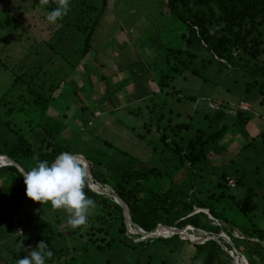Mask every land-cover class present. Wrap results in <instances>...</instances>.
<instances>
[{
    "label": "rangeland",
    "instance_id": "rangeland-1",
    "mask_svg": "<svg viewBox=\"0 0 264 264\" xmlns=\"http://www.w3.org/2000/svg\"><path fill=\"white\" fill-rule=\"evenodd\" d=\"M24 1L0 0V95L9 91L15 74H29L32 66H36L32 76L37 80L34 79L33 83H52L51 79H61L59 94L50 108L76 124L74 130L80 135L76 146L70 148L72 151L90 157L99 150L108 159L124 152L138 159L130 163L133 168L160 170L164 169L166 161L173 160L175 145L171 141L185 145L198 128L209 134H218L217 123L214 124L218 111L227 112L230 109L234 112L241 105L243 111L247 110V123L239 128L231 126V121L228 128L213 138L211 152L196 183L198 188L202 184L205 189L211 188L221 173L234 181H242L243 186H232V181L229 183L231 188L227 193L234 196V200L226 206L229 208L226 211L229 222L232 228L236 226L237 229L252 222L264 232V96L260 94L264 91V79L250 73L255 61H251L246 70L234 69L213 61L203 50L201 57L190 67V70H197L196 74L183 70L182 75H177L171 85L161 91L153 81L157 72L152 73L153 67L147 59L154 57L152 46L156 44L158 48L164 45L177 47L179 44L174 41L178 30L165 16L162 0H108L92 36V60L85 58L80 67L70 71L71 68L64 65L65 59L60 58L69 56L70 63H74L71 50L73 41H76L75 33L71 28L62 27V31L60 23L69 24L71 19L65 16L55 24H33L36 20L31 18L33 7ZM90 1L95 7H101V0ZM55 6L49 4L47 7L52 10ZM161 12L163 15H160ZM46 17H40L39 22L43 19L47 21ZM47 43L54 48L52 56L51 50L44 46ZM48 56L53 59L46 66L44 62ZM243 60L246 61L245 58ZM86 62V68H82ZM141 67L147 68V71L135 74ZM107 73H111L112 77H108ZM134 85L140 87L139 91L133 89ZM141 95L146 96L139 97ZM9 96H12L11 91ZM208 119L212 128L208 126ZM225 119L226 116L221 120ZM230 119L227 116V120ZM181 124H186L189 129H182L179 127ZM162 134L167 137L168 146L160 141ZM220 135L221 138L217 139ZM104 142L111 148L103 146ZM178 164L177 161L171 163L173 167ZM187 171H177L178 176H172L173 186L183 193L189 190L192 183L186 178ZM166 179L171 181L167 176ZM174 180L183 182L182 188ZM30 210L38 212L34 207ZM55 211L51 214L45 212L46 218L43 219L49 223L53 220L51 231L59 233H54L53 241L55 248L63 249L59 263L208 264L204 255L189 243L176 239L171 242L159 238L147 240L145 236L136 235V229H127L126 234L135 245L126 246L117 223L112 224L109 235L95 230L91 233V229L100 226L94 217L100 214L97 207L95 214L88 217V226L75 230L65 228L67 214L64 210ZM55 220L64 223L57 225ZM223 228L230 229L231 225ZM187 230L186 239L182 236L179 239L196 243L193 234L196 238H203ZM238 234L235 232L234 236ZM110 237L112 241L107 244ZM234 243L239 248L247 247L243 242ZM219 248L224 252L221 246ZM242 252L247 255L246 251ZM220 259H224L223 254H220Z\"/></svg>",
    "mask_w": 264,
    "mask_h": 264
},
{
    "label": "trees",
    "instance_id": "trees-1",
    "mask_svg": "<svg viewBox=\"0 0 264 264\" xmlns=\"http://www.w3.org/2000/svg\"><path fill=\"white\" fill-rule=\"evenodd\" d=\"M25 1L33 7L31 18L36 19L33 24H49L44 19L39 21L43 15H47L46 12L51 11L50 7L45 9L39 4V0ZM107 1L101 0V7H95L90 0H70V11L66 17L71 19V23L64 25L60 23L62 31L63 28H71L75 33L76 41H73L75 43L71 50L73 53L71 55L75 59L74 63H70L69 56L60 58L65 59L64 65L69 66L70 71L80 67L85 58L87 61L92 60V36L100 22L98 17L103 13ZM162 3L165 16L172 20L174 28L178 30L174 41L179 44L177 47L164 45L158 48L157 44L155 47L152 46L155 54L153 58L147 59V63L153 67L152 73L157 72L153 80L157 89L162 91L171 85L177 75H182L183 70H190L193 61L201 57L200 52L203 50L208 52L213 61L234 69L246 70L249 63L255 61L250 73L264 79V0H162ZM17 8L20 9L19 6ZM36 8L37 10H34ZM44 9L45 13H43ZM8 14L11 15V13ZM160 15H163L162 12ZM44 46L51 50L50 56H52L53 46L48 43ZM36 55L37 53L34 54ZM34 56L29 55L32 59L35 58ZM50 56L45 59L46 66L51 64L53 58ZM87 64V62L82 64V68H86ZM35 67L32 66L33 70L29 74L20 70L22 74H15L9 91L0 95V159H3L1 156L8 157L25 172L35 166L34 157H39L42 161L47 160L51 164L62 152L79 154L78 158L83 161L85 159L89 165L92 181L101 187L109 188V191L126 204L130 220L136 228L144 232H152L158 225L180 230H185L189 226L216 236L224 233L248 264H264V232L252 222L247 227L242 226L237 229L234 225L235 227L232 228L233 225L226 214L229 210L226 206L234 200V196L227 193L231 188L229 183L232 181L233 186H243L244 183L230 179L225 173H221L220 178L211 185V188L205 189L204 184L198 188L196 183V178L200 176L199 173L202 172L211 152L215 140L213 138L221 134L226 127L228 128L231 121V126L237 125L243 128V124L245 125L249 119L244 111L240 109L234 112L230 109H227V112L218 111L214 122V124L217 123L218 134H209L198 128L185 145L171 141L175 145L173 160L179 162L178 165L173 167L171 163L174 161L170 158L166 161L163 170L133 168L130 163H135L138 159L135 158V160L124 152L108 159L99 150L89 157L70 149L76 146L80 135L74 130L76 124L70 123L65 115L61 117L51 110L54 108H50L51 102L59 94L62 86L61 79H51L50 81H54L52 83H33L34 79L37 80L32 76ZM144 69L141 67L142 71L138 69L135 74L147 71V68ZM190 72L194 75L197 70L193 69ZM107 75L112 77L111 73ZM133 89L139 91L140 87L134 85ZM10 91L12 96H9ZM260 94L264 96V91H260ZM142 96L146 95L139 97ZM225 116L226 119L221 120ZM227 116L231 119L227 120ZM208 122V126L212 128L210 119ZM179 127L189 129L186 124H181ZM220 138L221 135L217 139ZM160 141L164 146L169 144L167 137L163 134ZM104 145L111 148L106 142L103 143ZM182 170H188L186 178L192 180L189 190L185 193L172 183V176L175 178ZM166 176L171 181L167 180ZM87 178L86 175V180ZM23 181V175L14 166L0 167V264H16L18 259L27 255L28 251L34 249L41 240H44L48 249L53 252V256L46 259L45 264L59 263L63 249L55 248L53 244L54 233H59L51 231L53 220L49 223L43 219L46 218L45 212L51 214V211H56L50 202L41 205L27 198ZM174 181L182 188L183 182ZM84 191L88 198L96 202L100 213L94 216L100 226L91 231L109 235L112 224L117 223L118 231L124 236L123 244L135 245L126 234L127 227L121 208L111 198L92 192L87 183H85ZM32 207L37 208L38 212H32L30 210ZM55 222L57 225L64 223L58 220ZM228 224L231 225L230 229L223 228ZM65 228L70 229L66 222ZM18 230L22 231L23 235H20ZM234 231L241 236L238 234L237 238L233 237ZM180 236L185 238L183 235H175L167 239H159L165 242L175 239L183 241L179 239ZM21 241H23V247L19 246ZM111 241L110 237L107 244ZM234 241L246 243L247 247L239 248ZM189 244L196 247L199 254L204 255V260L208 264H233L228 254L221 252L219 246L212 240L200 244ZM221 244L225 245L222 241ZM225 246L231 251L229 246ZM97 247L101 246L97 245ZM241 249L246 251L247 255L243 254ZM220 254H223L224 259H220ZM207 257L211 259V262ZM59 264L69 263L65 261Z\"/></svg>",
    "mask_w": 264,
    "mask_h": 264
},
{
    "label": "clouds",
    "instance_id": "clouds-1",
    "mask_svg": "<svg viewBox=\"0 0 264 264\" xmlns=\"http://www.w3.org/2000/svg\"><path fill=\"white\" fill-rule=\"evenodd\" d=\"M39 4L43 7L56 5L46 17L50 24L62 20L70 11V0H39ZM34 159L35 166L21 173L24 177L25 196L41 205L50 202L54 209L64 210L67 214L66 224L72 230L86 228L88 217L95 214L97 205L84 191L86 169L80 159L70 152L60 153L51 164L39 157ZM17 232L23 235L22 231ZM19 246L23 247V241ZM52 256L53 252L41 240L16 264H45V260Z\"/></svg>",
    "mask_w": 264,
    "mask_h": 264
},
{
    "label": "water",
    "instance_id": "water-1",
    "mask_svg": "<svg viewBox=\"0 0 264 264\" xmlns=\"http://www.w3.org/2000/svg\"><path fill=\"white\" fill-rule=\"evenodd\" d=\"M77 157H80L79 155H76ZM3 158L6 159V163H2L0 165V167H3V166H14L15 168H17L19 170L20 173L24 172L21 167L19 165H17L14 161H12L11 159H9L8 157L6 156H1ZM83 161V160H82ZM85 169H86V175H87V180H86V183L89 187V189L92 191V192H95L96 194L98 195H103V196H107L109 198H111L122 210V215H123V218H124V221H125V224H126V227L127 229L129 227H133L136 228L132 221L130 220V216H129V210L126 206V204L117 196L115 195L112 191L108 192L106 191L105 189L107 187H101V185L97 184V183H94L92 181V178H91V174H90V171H89V165L87 163V161L84 159V161L82 162ZM93 186H96L98 188V191L95 190L93 188ZM109 189V188H108ZM160 228H164V229H170V230H174V231H177V230H180L179 228H175V227H167V226H162V225H158L157 228L152 231V232H144L142 231L140 228H137L138 232L135 233L136 235L140 236L141 238H143L144 236H146L147 240H150V239H158V238H163V239H167L166 237L160 235V236H154L155 232L160 229ZM191 229L195 230V232H197L198 234L200 235H203L204 236V239L205 241L206 240H212L214 242H216L219 246H221L222 250L224 252H229L222 244H221V240L227 244L228 246H230L231 250H232V254H231V258H232V262L233 264H241L242 261H244L243 259H241L239 256H238V252L236 251L235 247L232 245V243L230 242L229 238L228 237H223L221 235H218V236H213V235H210V234H206V233H202L200 230L198 229H195V228H192ZM245 263V261H244ZM246 264V263H245Z\"/></svg>",
    "mask_w": 264,
    "mask_h": 264
},
{
    "label": "bare ground",
    "instance_id": "bare-ground-1",
    "mask_svg": "<svg viewBox=\"0 0 264 264\" xmlns=\"http://www.w3.org/2000/svg\"><path fill=\"white\" fill-rule=\"evenodd\" d=\"M79 159H80V158H79ZM80 161L83 162L81 159H80ZM2 163H6V159H5V158L0 159V165H1ZM93 188H94L95 190L98 191V188H97L96 186H93ZM108 192H109V191H108ZM128 229H129L130 231H133V227H129ZM134 229L138 230L137 228H134ZM137 232H138V231H137ZM160 235H162V236H164V237H166V238H169V237H171V236H175V235H183V236L186 237V232H185V230H177V231H174V230H170V229L168 230V229H166V230L161 231V230L158 229V230L155 232L154 236H160ZM145 238H147V237L145 236ZM242 264H245L244 261L242 262Z\"/></svg>",
    "mask_w": 264,
    "mask_h": 264
},
{
    "label": "crops",
    "instance_id": "crops-1",
    "mask_svg": "<svg viewBox=\"0 0 264 264\" xmlns=\"http://www.w3.org/2000/svg\"><path fill=\"white\" fill-rule=\"evenodd\" d=\"M240 107H241V105H240ZM240 107H239V109L242 110V108H240ZM246 109H248V107H247ZM242 111H243V110H242ZM246 111H247V110H244V112H246ZM232 186H233V185H232ZM223 226H225V225H223ZM226 227H227V226H226ZM187 228H191V227L187 226ZM200 231H201V230H200ZM201 232H202V231H201ZM235 232H237V231H234V232H233V237H235V236H234V233H235ZM196 233H197V232H196ZM202 233H203V232H202ZM197 234H198V233H197ZM206 234H208V233H206ZM210 235H211V234H210ZM220 235L223 236V237H226L224 233H221ZM213 236H216V235H213ZM237 237H238V236H237ZM237 237H235V238H237ZM184 239H185V238H184ZM181 240H182V239H181ZM229 240H230V239H229ZM183 241H188L189 243H191L188 239H187V240H183ZM206 241H209V240H206ZM206 241H203V242H201V243H204V242H206ZM221 241H222V240H221ZM222 242H223V241H222ZM230 242H231V240H230ZM231 243H232V242H231ZM191 244H198V243H191ZM199 244H200V243H199ZM222 245L226 248V246H225L226 244H225V245L222 244ZM232 245L234 246L233 243H232ZM229 247H230V246H229ZM234 247H235V246H234ZM226 249H227V248H226ZM230 249H231V248H230ZM235 249H236V248H235ZM231 251H232V250H231ZM236 251L238 252V250H236ZM226 253L228 254L229 258L232 260V258H231V254H232V253H230V252H226ZM238 256H239L241 259H243V260L245 261L246 264H248L247 261H246V259H245L242 255H240L239 252H238ZM242 262H243V261H242ZM242 262H241V264H242Z\"/></svg>",
    "mask_w": 264,
    "mask_h": 264
},
{
    "label": "built area",
    "instance_id": "built-area-1",
    "mask_svg": "<svg viewBox=\"0 0 264 264\" xmlns=\"http://www.w3.org/2000/svg\"><path fill=\"white\" fill-rule=\"evenodd\" d=\"M188 230L191 232H195V230H193L191 228H188ZM200 236H203V235H200ZM192 237H194V239L197 241L196 243H201V242L205 241L204 236H203V238H196V236L193 234Z\"/></svg>",
    "mask_w": 264,
    "mask_h": 264
}]
</instances>
